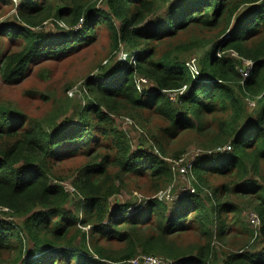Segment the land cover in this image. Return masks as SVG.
I'll return each mask as SVG.
<instances>
[{
	"label": "trees",
	"instance_id": "1",
	"mask_svg": "<svg viewBox=\"0 0 264 264\" xmlns=\"http://www.w3.org/2000/svg\"><path fill=\"white\" fill-rule=\"evenodd\" d=\"M100 3L0 0V78L9 84L31 67L78 52L103 26L112 53L126 54L110 56L84 83L76 118L54 117L50 130L0 103V212L21 220L0 217V264H126L139 253L173 264H264V0H105L106 9ZM51 19L59 32L46 30ZM169 92L178 93L175 102ZM122 115L147 124L155 115L166 125L148 124L152 145L134 149L115 128L114 116ZM191 135L206 151L231 149L195 158L194 192L181 191L169 204L159 197L176 176L168 142ZM106 145L112 161L101 154ZM80 156L88 162L72 173L71 193L55 166ZM131 183L141 202L112 208L111 198ZM243 202L258 213L256 228L243 222ZM238 225L236 234L260 249L219 261L213 240L236 238ZM196 231L205 244L179 243Z\"/></svg>",
	"mask_w": 264,
	"mask_h": 264
},
{
	"label": "rangeland",
	"instance_id": "2",
	"mask_svg": "<svg viewBox=\"0 0 264 264\" xmlns=\"http://www.w3.org/2000/svg\"><path fill=\"white\" fill-rule=\"evenodd\" d=\"M19 1L20 0H14L15 4H18ZM101 2L103 3H100L101 7L106 9L105 0H101ZM14 13L15 9L10 11L5 17H9ZM45 26L47 31L59 32L56 30V25L52 19L46 22ZM60 26L67 29L63 23H61ZM111 53L112 45L110 32L106 26H103L98 30L95 40L92 43L80 48L78 52L65 59L58 61H45L44 63L31 67L29 73L25 74L26 78L21 82L17 84H9L0 78V103L12 105L14 108L24 112L32 121H39L45 126V129L50 130V123L54 117L55 120H57V123H62L65 116H68L66 121L76 118L75 112L77 105L79 103L84 104L85 102L84 83L88 79L95 78L96 75L98 76L102 65H109L113 59L112 57H115V55L116 59L118 57L119 59L124 58L125 56L124 51H120L119 56L115 53H112L111 55ZM231 56H236V54H231ZM196 57L197 54H194L192 57L190 56L189 59L190 61H196ZM108 60L109 62L106 63ZM149 83L152 84V82L148 80L145 82L142 79L138 80V84L148 85ZM168 96L169 98L171 97L173 102L176 101L174 93L169 92ZM114 120L115 128L127 134L134 149L143 145L150 148L152 145L153 140L151 134H153V132H151V134L147 132V129L149 128L148 124H156V126L159 127H164L166 125L165 121L155 115L148 124L145 121L137 122L131 117L125 115L114 116ZM185 142H190L188 143L190 146L184 150L182 155H180V159L174 158L175 153L182 150L181 148L184 147L182 145ZM168 143L167 152L173 157L167 160L171 163L176 176L173 185L167 189V191L159 194L162 200H167L169 204H172L181 191H187L189 188H193L191 177L189 176V169L195 158L206 153V150L203 149V145L200 143V140H198L196 135L179 136L174 142L173 140H170ZM110 147L111 145H106L101 154L108 155L110 161H112L114 154ZM218 147L211 149L217 150ZM87 162V157L80 156L67 159L55 166V173L65 177L61 184H63L69 192H73L72 173L74 175L77 169L85 165ZM144 182L139 181V184L144 186ZM218 182L222 183L223 180L220 179ZM128 187L129 188L126 191H122L119 195L111 198L112 208L129 201L135 204L141 202L143 195H141L139 191H136L137 188H134L136 187V184L131 183ZM72 209H74V207ZM241 210L243 222L248 223V216L252 212H255L252 209V205L243 202L241 204ZM0 217L10 219L14 222L21 221L17 218L8 217V215L2 214V212H0ZM237 228H241V225L234 228V233L237 236L236 238L231 236L223 242L216 239L213 240L212 246H214L215 251L217 252L219 261L224 259L225 254L234 251H243L241 250L242 248H245V250H254L255 247L260 249V244L256 245V242L252 241V239L248 241L244 236V233L237 235L236 233H239ZM179 243L188 246H201L206 243V240L196 231L183 235ZM107 247L111 250L117 249L116 244H110L107 245ZM140 255H142V253H139L136 256ZM140 263L143 262L141 261Z\"/></svg>",
	"mask_w": 264,
	"mask_h": 264
},
{
	"label": "built area",
	"instance_id": "3",
	"mask_svg": "<svg viewBox=\"0 0 264 264\" xmlns=\"http://www.w3.org/2000/svg\"><path fill=\"white\" fill-rule=\"evenodd\" d=\"M124 57H126V54ZM245 64H246V68L242 69L241 72H242L244 77H248L249 73H250V68H248V67H250L251 63L245 61ZM143 81L145 82L146 80H143ZM182 93H183V91L179 92V94H182ZM177 95H178V93H174L175 97ZM230 149H231L230 145H227V146L225 145L222 147H218L217 150H214V151H206V153L209 154V153H213V152H225V151H228ZM189 190L191 192H194L195 189L189 188ZM4 210H7V209H4ZM248 217H249L248 222L254 228H256L260 224V218H259L258 213L252 212ZM141 261L143 263H140ZM126 264H173V262L171 260L163 258L161 256L142 254L140 256H136V257L130 259L129 261H127Z\"/></svg>",
	"mask_w": 264,
	"mask_h": 264
},
{
	"label": "clouds",
	"instance_id": "4",
	"mask_svg": "<svg viewBox=\"0 0 264 264\" xmlns=\"http://www.w3.org/2000/svg\"><path fill=\"white\" fill-rule=\"evenodd\" d=\"M121 51H124V50H121Z\"/></svg>",
	"mask_w": 264,
	"mask_h": 264
},
{
	"label": "crops",
	"instance_id": "5",
	"mask_svg": "<svg viewBox=\"0 0 264 264\" xmlns=\"http://www.w3.org/2000/svg\"><path fill=\"white\" fill-rule=\"evenodd\" d=\"M251 66V65H250Z\"/></svg>",
	"mask_w": 264,
	"mask_h": 264
}]
</instances>
